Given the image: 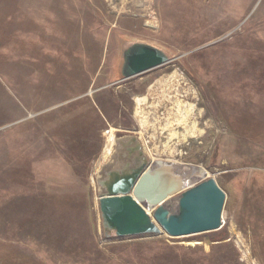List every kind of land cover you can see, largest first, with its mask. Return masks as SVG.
<instances>
[{
	"label": "rangeland",
	"instance_id": "rangeland-1",
	"mask_svg": "<svg viewBox=\"0 0 264 264\" xmlns=\"http://www.w3.org/2000/svg\"><path fill=\"white\" fill-rule=\"evenodd\" d=\"M136 43L168 61L122 80ZM170 74L196 99L195 137L155 146L215 179L224 223L106 239L97 180L123 153L102 159L106 131L153 163L133 98ZM0 264H264V0H0Z\"/></svg>",
	"mask_w": 264,
	"mask_h": 264
},
{
	"label": "water",
	"instance_id": "water-1",
	"mask_svg": "<svg viewBox=\"0 0 264 264\" xmlns=\"http://www.w3.org/2000/svg\"><path fill=\"white\" fill-rule=\"evenodd\" d=\"M168 61L161 50L132 44L123 53L122 80L150 71ZM122 150L117 168L97 180L103 236L107 239L185 237L214 232L222 226L225 192L214 178L186 180L148 163L135 137L117 139ZM133 149H131V145ZM129 145V146H128ZM134 153V164L122 161ZM121 159V160H120ZM196 168V167H195Z\"/></svg>",
	"mask_w": 264,
	"mask_h": 264
},
{
	"label": "bare ground",
	"instance_id": "bare-ground-1",
	"mask_svg": "<svg viewBox=\"0 0 264 264\" xmlns=\"http://www.w3.org/2000/svg\"><path fill=\"white\" fill-rule=\"evenodd\" d=\"M192 96L193 93L187 81L182 80V78H179L176 74H170L157 80L148 88L146 94L137 95L133 98V118L138 127V132L135 134L139 138H149L154 144L151 153L152 161H154L153 163L157 168L165 172L180 175V178L188 175L189 177H186L188 181L189 179L192 180L193 178L201 177L206 174L205 171L199 166L182 165L170 158L163 159L166 149L172 158L175 157L177 151L174 150L172 146H155V143L159 141L161 144L166 139L169 141L172 137H178L176 129L179 126H183L184 128L181 138H186L188 136L195 137L196 126L194 122L190 121L196 105V99ZM122 133H128L129 137H133L132 133L119 129L110 128L106 131V141L102 152V159L115 156L113 155V146L117 140V136L122 135ZM118 139H123V137L120 136ZM163 139L165 140L163 141ZM129 145H131L130 148L133 149V145ZM145 149H142V151ZM134 159L133 153L131 156L125 155L122 161L128 166L129 163H132V165L134 164ZM223 223L224 221L222 219V224ZM163 235L169 237L166 234Z\"/></svg>",
	"mask_w": 264,
	"mask_h": 264
}]
</instances>
